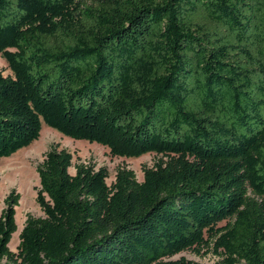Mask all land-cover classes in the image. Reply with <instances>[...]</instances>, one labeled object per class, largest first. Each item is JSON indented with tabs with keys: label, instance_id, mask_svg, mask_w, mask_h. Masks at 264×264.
<instances>
[{
	"label": "trees",
	"instance_id": "1",
	"mask_svg": "<svg viewBox=\"0 0 264 264\" xmlns=\"http://www.w3.org/2000/svg\"><path fill=\"white\" fill-rule=\"evenodd\" d=\"M0 56V160L42 126L160 156L107 185L50 146L16 253L3 201L0 264H264V0H0Z\"/></svg>",
	"mask_w": 264,
	"mask_h": 264
},
{
	"label": "rangeland",
	"instance_id": "2",
	"mask_svg": "<svg viewBox=\"0 0 264 264\" xmlns=\"http://www.w3.org/2000/svg\"><path fill=\"white\" fill-rule=\"evenodd\" d=\"M0 71L3 72L4 76L11 75L6 61L1 56ZM54 145L72 154L73 165L90 164L94 165L96 169L105 168L109 174V178L106 180L107 185L114 181L117 169L122 167L133 171L136 180L142 182V168L152 167L160 158V156L155 154H146L137 159L114 158L109 154L107 148L84 141L71 140L46 126H42V134L40 133L37 141L11 157L0 160V212L4 207L3 201L5 197L12 190L20 195L19 205L15 208L17 232L12 235L8 246L13 253L17 252L19 242V235L16 237V234L21 232L26 218L28 216L43 218L44 216L36 203L37 189L39 188L36 167L42 163L44 154L50 146ZM69 172L74 174V169L71 168ZM20 204H22V207H20ZM224 225L225 222L220 223L218 227ZM182 258L193 264H215L218 261V257L210 250L206 252V249H203L199 255L192 251H185L165 260V262H174ZM1 264H5V262L3 261Z\"/></svg>",
	"mask_w": 264,
	"mask_h": 264
},
{
	"label": "bare ground",
	"instance_id": "3",
	"mask_svg": "<svg viewBox=\"0 0 264 264\" xmlns=\"http://www.w3.org/2000/svg\"><path fill=\"white\" fill-rule=\"evenodd\" d=\"M41 134H42V130H41ZM20 207H22V204H20ZM19 210H20V208H19ZM19 235V232H18V234H16V237Z\"/></svg>",
	"mask_w": 264,
	"mask_h": 264
}]
</instances>
